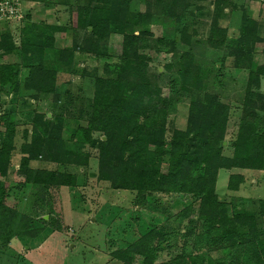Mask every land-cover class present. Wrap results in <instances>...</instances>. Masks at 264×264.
Masks as SVG:
<instances>
[{
  "label": "trees",
  "instance_id": "trees-1",
  "mask_svg": "<svg viewBox=\"0 0 264 264\" xmlns=\"http://www.w3.org/2000/svg\"><path fill=\"white\" fill-rule=\"evenodd\" d=\"M153 1L162 6L161 15L178 22L191 5L190 0H145V12H138L136 16L143 21L149 18L147 24L152 15L158 13L152 9ZM131 2L85 0L71 5L69 10L72 29L85 30L78 46L83 51L96 54L112 34L121 33L123 37L121 61L114 64L116 75L95 80L90 109L80 118L76 133L81 139V150L68 149L61 137L60 125L36 112L33 117L38 125L32 129L31 141L21 145L23 178L10 182L8 172L15 149L14 118L11 114L1 115L0 240L8 242L17 235L35 237L41 233V229L32 227L35 218L21 210L30 185L49 188L77 184V175L73 172L32 167L30 162L44 160L89 166L91 154L84 151L87 146L97 154L98 179L109 181L112 187L136 192L138 206L152 204L151 197L156 192L192 194L199 201L195 228L182 233L183 223L172 233L152 228L128 245L112 251V257L121 264H264V199L254 203L246 200L245 204L236 205L221 200L216 191L218 172L222 168L264 170V94L259 92L252 97V89L260 86L261 76H264V61L258 60L249 73L248 95L237 136L232 142V155L222 152L230 107L210 92L199 94L191 103L186 129H174L167 147L168 98L160 94L162 88L158 79L154 80L156 75L148 69V52L145 51L153 41L151 36L155 35L153 24L135 34L130 27ZM219 17L220 10L214 13L209 33L212 47H222L227 39L226 28L218 26ZM242 21L240 36L231 50L236 64L241 60L252 62L259 44L263 45L264 52V37L256 32L257 22L246 11L242 13ZM35 26L37 31L21 46L26 53L42 54L44 47H54V34L71 28L46 26L42 30ZM183 34V43L190 45V36ZM0 36V50H8L12 38L9 34ZM156 37L155 41H164L161 34ZM193 61L188 51L183 53L178 70L184 88L196 84L197 66ZM34 63L32 61L31 73L24 81V89L35 95L53 94L56 71L42 62ZM20 85L16 64L0 63V91L19 92ZM96 133L99 136L96 137ZM242 181L241 175L232 174L228 189L238 190ZM12 199L17 203L11 204ZM184 214L188 215L185 211L178 214V221H182ZM189 238L193 239L194 248L185 254V241ZM180 239L183 241L180 250L168 260H159L164 249L160 242L167 248L169 241L172 246H178ZM212 250H220L222 258L214 259L209 254Z\"/></svg>",
  "mask_w": 264,
  "mask_h": 264
},
{
  "label": "rangeland",
  "instance_id": "rangeland-1",
  "mask_svg": "<svg viewBox=\"0 0 264 264\" xmlns=\"http://www.w3.org/2000/svg\"><path fill=\"white\" fill-rule=\"evenodd\" d=\"M31 1L22 0V18L17 22L0 23V35L9 34L12 38L10 48L0 50V63L16 64L21 84L19 92L0 91V117L11 114L15 126V149L8 172L10 182L23 178L21 145L31 141L32 129L38 125L33 117L36 112L60 125L61 137L68 149L81 150V139L76 131L81 116L90 109L95 80L115 76L114 64L119 63L122 57L121 33L112 34L96 54L78 48L85 30L72 29L69 10L71 5L84 3L85 0ZM144 4L145 0H132L130 27L135 34H140L142 29L153 24L155 35L151 36L153 41L145 51L148 52V69L156 75L154 80L158 79L162 88L160 94L168 98L166 146L169 147L174 129H186L191 103L197 100L199 94L210 92L230 107L222 152L232 155V142L237 136L248 95L249 73L258 60L264 61V52L263 45L259 44L252 62L241 60L236 64V56L231 54V50L240 36L244 11L249 12L257 22L256 32L264 37V0H190L191 5L183 14L185 16L180 17V22L161 15L162 6L154 3L152 9L158 13L152 15L148 24L149 18L143 21L136 16L138 12H145ZM217 9L220 10L218 26L227 30L226 43L222 47H212L209 41ZM35 25L42 30L46 26L71 28L62 34H54V47H44L42 54L26 53L21 46L37 31ZM183 32L187 38L190 36V45L183 43ZM160 34L164 41H155ZM187 51L197 66L196 84L189 89L182 87L178 70L183 53ZM25 55L32 58L34 64L42 62L56 71L53 94L35 95L24 89L32 63ZM259 92L264 94V76H261L260 86L252 89V97ZM84 151L91 154L89 166L44 160L30 162L32 167L73 172L77 175V184L49 188L33 184L27 188L21 210L35 218L32 227L41 229V233L35 237L17 235L8 242L0 240V264H121L112 257V251L128 245L152 228L165 233L177 231L180 223H183L181 233L195 228L199 208L195 196L156 192L150 196L152 204L138 206L135 203L136 192L112 187L109 181L98 179L97 154L87 146ZM232 174L243 177L236 191L228 189ZM216 191L221 200L236 205L245 204L246 200L254 203L264 199V170L222 168L218 172ZM15 202L16 199L11 200V204ZM184 211L188 215L184 214L186 216L181 218L182 221H178V214ZM171 243L169 241L170 245L166 248V244L160 242L164 249L159 260H168L176 254L183 241L180 239L178 246ZM185 243V254H188L192 252L193 239L189 238ZM209 254L216 260L223 256L220 250H212Z\"/></svg>",
  "mask_w": 264,
  "mask_h": 264
},
{
  "label": "built area",
  "instance_id": "built-area-1",
  "mask_svg": "<svg viewBox=\"0 0 264 264\" xmlns=\"http://www.w3.org/2000/svg\"><path fill=\"white\" fill-rule=\"evenodd\" d=\"M22 6V0H0V23L21 19Z\"/></svg>",
  "mask_w": 264,
  "mask_h": 264
},
{
  "label": "crops",
  "instance_id": "crops-1",
  "mask_svg": "<svg viewBox=\"0 0 264 264\" xmlns=\"http://www.w3.org/2000/svg\"><path fill=\"white\" fill-rule=\"evenodd\" d=\"M32 3H34V1H31Z\"/></svg>",
  "mask_w": 264,
  "mask_h": 264
}]
</instances>
